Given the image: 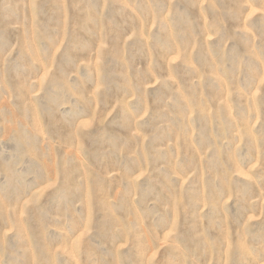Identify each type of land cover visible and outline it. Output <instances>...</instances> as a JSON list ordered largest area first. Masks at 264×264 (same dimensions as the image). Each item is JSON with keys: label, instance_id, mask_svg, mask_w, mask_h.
I'll list each match as a JSON object with an SVG mask.
<instances>
[{"label": "rangeland", "instance_id": "1", "mask_svg": "<svg viewBox=\"0 0 264 264\" xmlns=\"http://www.w3.org/2000/svg\"><path fill=\"white\" fill-rule=\"evenodd\" d=\"M0 264H264V0H0Z\"/></svg>", "mask_w": 264, "mask_h": 264}]
</instances>
